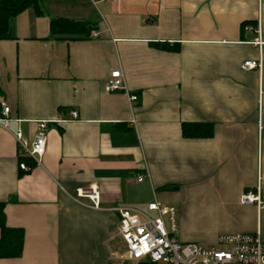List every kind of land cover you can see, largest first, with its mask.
<instances>
[{
  "label": "crops",
  "instance_id": "obj_1",
  "mask_svg": "<svg viewBox=\"0 0 264 264\" xmlns=\"http://www.w3.org/2000/svg\"><path fill=\"white\" fill-rule=\"evenodd\" d=\"M11 19L0 39V201L6 225L22 228L19 257L0 264H110L125 245L118 212L156 199L176 207L180 242L214 244L220 234L259 232L264 205V0H41ZM89 21V37L54 38L49 22ZM260 39L261 44L254 42ZM171 47V49L169 48ZM261 68L244 70L246 60ZM123 91L108 92L113 70ZM77 117L73 118L71 111ZM48 124L41 165L18 168L19 128ZM182 122H206L186 138ZM142 180L138 181V176ZM98 186L100 208L78 188ZM174 190H158L164 185Z\"/></svg>",
  "mask_w": 264,
  "mask_h": 264
},
{
  "label": "built area",
  "instance_id": "obj_2",
  "mask_svg": "<svg viewBox=\"0 0 264 264\" xmlns=\"http://www.w3.org/2000/svg\"><path fill=\"white\" fill-rule=\"evenodd\" d=\"M254 42L261 44L259 37ZM242 68L260 69L261 59L246 60ZM105 90L125 92L130 105L138 98L135 92L130 93L125 88L119 69L111 72ZM71 115L76 118V111L72 110ZM11 121L9 106L1 102L0 126L9 131ZM49 123L46 120L36 121L30 138H25L19 128L11 132L17 144L20 170L31 169L24 159L31 160L34 166L41 165V158L46 151ZM137 179L141 181L142 175ZM74 197L76 200L87 198L92 208H100L99 190L95 184L87 189H76ZM239 201L242 204H255L259 208L264 205V194L257 186L254 191L243 192ZM116 211L119 216L116 234L125 248L122 251L109 250L110 264H264V245L258 231L220 234L214 244L206 247L195 242H180L173 236L177 232V209L172 204L154 199L145 208L122 206L116 208Z\"/></svg>",
  "mask_w": 264,
  "mask_h": 264
},
{
  "label": "trees",
  "instance_id": "obj_3",
  "mask_svg": "<svg viewBox=\"0 0 264 264\" xmlns=\"http://www.w3.org/2000/svg\"><path fill=\"white\" fill-rule=\"evenodd\" d=\"M41 0H0V39L12 38L11 19L20 11L31 7L36 14L41 12ZM49 34L54 38H79L89 37L94 25L89 21H76L62 17L53 18L49 22ZM171 49V47H169ZM181 134L186 138L209 137L212 126L206 122H182ZM21 161V160H19ZM27 163L33 162L24 159ZM21 172H27L22 171ZM176 185H164L158 190H174ZM5 202L0 201V258L19 257L23 250L24 232L22 228L6 225L4 214Z\"/></svg>",
  "mask_w": 264,
  "mask_h": 264
},
{
  "label": "rangeland",
  "instance_id": "obj_4",
  "mask_svg": "<svg viewBox=\"0 0 264 264\" xmlns=\"http://www.w3.org/2000/svg\"><path fill=\"white\" fill-rule=\"evenodd\" d=\"M151 215H153L152 213H151ZM177 220H178V212H177V216H176V224H178V222H177ZM177 232H175L174 234H173V236L177 239ZM178 240V239H177ZM198 244H200V245H203L202 243H200V242H198ZM203 246H206V247H208V246H210V245H203Z\"/></svg>",
  "mask_w": 264,
  "mask_h": 264
}]
</instances>
